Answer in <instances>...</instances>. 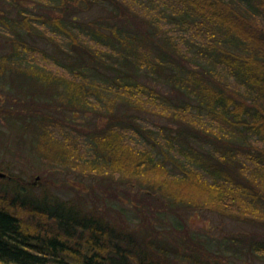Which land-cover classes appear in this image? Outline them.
I'll return each instance as SVG.
<instances>
[{"label": "trees", "instance_id": "obj_1", "mask_svg": "<svg viewBox=\"0 0 264 264\" xmlns=\"http://www.w3.org/2000/svg\"><path fill=\"white\" fill-rule=\"evenodd\" d=\"M9 1L18 14L0 9V24L13 32L0 52V89L11 102L0 107L9 129L0 127V136L28 146L51 169L104 184L103 195L89 189L92 203L79 191L61 201L43 190L49 184L38 200L1 188L0 264H231L184 222L166 227V219L184 206L264 228V0H49L63 15ZM94 3L107 4L108 13L80 21L77 9ZM44 25L65 33L69 48ZM24 33L77 58L62 70ZM92 64L111 73L95 79ZM134 65L187 99L134 78ZM51 105L93 110L106 125L76 131L47 111ZM131 110L173 125L142 134ZM0 161L7 179H20L10 172L16 165ZM240 239L264 254V239Z\"/></svg>", "mask_w": 264, "mask_h": 264}, {"label": "rangeland", "instance_id": "obj_2", "mask_svg": "<svg viewBox=\"0 0 264 264\" xmlns=\"http://www.w3.org/2000/svg\"><path fill=\"white\" fill-rule=\"evenodd\" d=\"M20 1H22L25 7H28L30 11L35 13L63 15L59 6L49 0L42 2L35 0ZM0 9H5L6 14L11 17L17 16L18 14L17 7L9 0H0ZM108 11L109 6L107 4L94 3L89 8L84 6L78 8L76 14L80 21H88L96 16L107 14ZM42 28L46 29L48 33L56 37L64 49L69 48L67 44V35L65 33L59 30H52L50 25H44ZM11 34H13L11 29H7L3 24H0V52H5L9 48V35ZM83 36H86V33L83 32ZM24 37L44 47L53 59L58 58L61 63L58 65L62 70H67L64 63H68L69 61H73L77 58L75 55L73 57L69 55L66 50L62 49L54 41H51L45 36L24 33ZM92 65L87 73L95 79H101V75L106 78V75L103 74L106 72L111 73V71L102 64ZM133 75L134 78L147 82L157 89L172 95L175 97L174 99H187V95L183 94L180 90H178V88L173 87L170 83H165L162 79L156 78L154 75L149 73L146 68H140L134 65ZM8 94L9 92L7 90L4 92L0 89V107H6L11 104L6 97ZM92 98L94 99V96H92ZM41 99L45 101L46 98L43 97ZM123 109L124 107H121L120 105L117 109L119 112L118 114H121ZM47 111L62 118L65 126L68 128L75 127L76 131L81 130L83 132H88L92 129L102 128L106 125L107 120L105 116L99 115L93 110L77 112L70 109H63L61 106L51 105ZM130 114L134 115L137 124L141 125V129L137 127L136 130H141L142 134L147 133V129H151L156 132L162 125H173L168 118L153 113L131 110ZM0 127L9 133L7 124L1 117ZM136 132L138 134H136ZM136 132V136L134 134L133 136L136 139L141 138L145 141L146 137L144 138L140 132ZM5 137L6 135L0 136V159L4 158L5 164L6 161H9V163L16 165L17 167L10 172L13 173L14 171L20 179L16 178L15 180H10L7 179V177H0V189L2 188L8 191V193L15 194L22 199L34 198L35 200H38L44 191L51 195H55L61 201H66L73 196L78 197L77 191H79L82 195L88 196H85V198H89L92 203L94 199L91 195L92 193L88 194L90 188L99 191L100 195H103L100 187L104 184L102 179L84 176L83 174L76 173L75 171L69 172L60 167L51 169L49 167L51 165H45L41 158L35 154L31 148L26 145H21L17 139L8 141V138ZM156 137L159 136L156 135ZM86 140L89 141L88 138ZM6 141L7 144H5ZM9 148H11V152L9 154H5ZM28 166L32 169L29 171V175L19 171L20 167L22 169L28 168ZM0 171L5 172L1 169ZM31 172L32 175H30ZM48 177L50 179H48ZM44 184H49L50 187L47 186V188L43 189L44 187L42 188V185ZM47 196L49 198V195ZM98 202L101 203V201ZM173 222H176L177 224L184 222V228H187V231H189L197 241L204 243V245L208 246L211 251L221 254L225 260L231 264H264V254H262V252L252 251L248 244L240 239L241 237L264 239V228L262 227L256 226L244 220L230 218L222 213L210 209H192L184 206L179 207L178 214L167 217L166 227ZM238 240L241 242L235 244ZM175 246L176 243L171 241V255L173 256L178 254L176 252L177 250H175ZM176 262L177 263L175 264L184 263L180 260H176Z\"/></svg>", "mask_w": 264, "mask_h": 264}, {"label": "water", "instance_id": "obj_3", "mask_svg": "<svg viewBox=\"0 0 264 264\" xmlns=\"http://www.w3.org/2000/svg\"><path fill=\"white\" fill-rule=\"evenodd\" d=\"M7 174L5 172L0 171V177H5Z\"/></svg>", "mask_w": 264, "mask_h": 264}]
</instances>
